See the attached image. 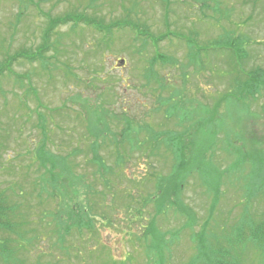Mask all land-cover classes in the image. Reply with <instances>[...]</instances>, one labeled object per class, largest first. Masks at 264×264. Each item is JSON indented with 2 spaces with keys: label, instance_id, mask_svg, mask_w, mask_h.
I'll list each match as a JSON object with an SVG mask.
<instances>
[{
  "label": "rangeland",
  "instance_id": "374dc122",
  "mask_svg": "<svg viewBox=\"0 0 264 264\" xmlns=\"http://www.w3.org/2000/svg\"><path fill=\"white\" fill-rule=\"evenodd\" d=\"M0 190V264H264V0H0Z\"/></svg>",
  "mask_w": 264,
  "mask_h": 264
},
{
  "label": "trees",
  "instance_id": "16d2710c",
  "mask_svg": "<svg viewBox=\"0 0 264 264\" xmlns=\"http://www.w3.org/2000/svg\"><path fill=\"white\" fill-rule=\"evenodd\" d=\"M74 20L76 21V22H80V19H75L74 18ZM86 24H89V25H92V26H95V27H97L95 24H93L92 22H90V23H87L86 22ZM47 49V46H42V47H40L39 49H38V53H40L41 52V49ZM38 57H39V55H38ZM26 58H28V57H25V59ZM36 58V57H35ZM34 58V59H35ZM42 58V57H41ZM131 124L129 125V123H126L125 124V129H126V132H125V134H123L122 135V137H123V141L124 140H126V141H130V134H131ZM92 145H95V143L93 142L92 143ZM92 147H94L95 148V146H92ZM174 148V147H173ZM94 153H96L97 151L96 150H92ZM171 152H172V154H173V156H174V158H176V154L175 153H178L177 151H174V150H170ZM179 151H181V150H179ZM182 152L184 153V155L186 156V154H185V152H184V150H182ZM48 157H50L51 159H53L52 160V164L53 163H55V162H57V164L56 165H54V166H51V167H49V168H47L46 170H45V173H46V171L48 172V175L52 178V177H54V173H56V175L59 173V174H63V172H61V171H57V172H54V170L56 171V169H54L56 166H58L59 168L60 167H64V169H67V171H71V168H70V166L68 165V158H65V157H62V156H55L54 157V155L53 156H51V155H48ZM118 157H120V156H118ZM59 159V160H58ZM61 160V161H60ZM95 160V159H94ZM96 160H97V157H96ZM100 161H101V164L103 165L104 164V162H103V160L100 158L99 159ZM98 160V161H99ZM186 160H187V158H186ZM182 161V160H181ZM184 161H185V159H184ZM188 162V161H187ZM186 162V163H187ZM180 164V163H179ZM180 165H182V164H180ZM178 166V168L180 167L181 168V166ZM104 166H106V165H104ZM51 171H50V170ZM53 170V171H52ZM174 170H176V172H174ZM173 170V173H175L176 175H177V172L179 171V169H174ZM178 170V171H177ZM108 173H110V174H112V175H114V171H113V169L112 168H109L108 167ZM47 175V176H48ZM171 177L166 181L167 183V185H166V189L168 190V192H169V197L170 198H168V206H169V202H170V204H176V200H177V198H178V193H179V191L181 190V188H182V186H178L177 188L179 189L180 188V190L178 191V192H176L177 190H175V188L176 187H174V186H176V185H174V181H175V179H176V177L171 173ZM175 177V179H174V177ZM56 177V176H55ZM173 177V178H172ZM49 178V177H48ZM171 180V181H170ZM169 184V185H168ZM176 188V189H177ZM172 189V190H171ZM165 195V194H164ZM173 197H175L174 198V200H173ZM167 205L165 206V208H164V210L165 209H167ZM172 207V206H171ZM246 208V207H245ZM244 208V210H245V212H246V209ZM15 207L13 206H11L9 203H8V201H6V198H5V193H4V191L3 190H0V231H3V232H6V233H12V234H14L15 232H17L16 231V229H17V227H20V226H22V224H23V222H25V221H22V222H19V223H13V221H12V218L13 217H15ZM164 210H162L161 211V213L164 211ZM76 216H78V215H76ZM248 218H249V220H248ZM87 222H88V225H90V226H93V222H92V220H91V218L90 217H88L87 216ZM249 227H250V229H249ZM249 231H250V238H251V240H252V242H253V244L254 245H259L260 243H261V241H263L264 240V220H261V221H259V222H257V223H253L252 222V220H251V218L247 215H244V214H242L241 216H240V218H239V222H237V224L235 225L234 224V226H232V232L234 233V236L231 238L232 240H234L235 242H237V243H240V241H243L245 238H247L248 237V235H249ZM16 234V233H15ZM20 233H17V235H19ZM24 234L23 233H21L20 234V240L22 241V240H25V239H23V236ZM155 238H156V235L154 236ZM235 237V238H234ZM19 238V237H18ZM18 240V239H17ZM232 240H230L229 241V243H232L233 241ZM9 243L10 244H12V243H14V244H16L17 242L16 241H14L13 239L12 240H9L8 238H5V239H3V240H0V257H1V254H3V253H7V252H9L10 251V249H9ZM227 252H225V253H222V254H219V256H221V257H227V254H226ZM114 264H115V262H114Z\"/></svg>",
  "mask_w": 264,
  "mask_h": 264
}]
</instances>
